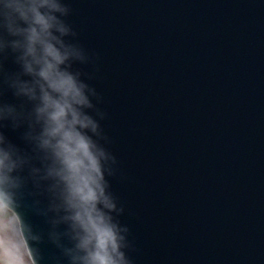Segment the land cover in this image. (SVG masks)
<instances>
[{"label": "water", "instance_id": "95a60500", "mask_svg": "<svg viewBox=\"0 0 264 264\" xmlns=\"http://www.w3.org/2000/svg\"><path fill=\"white\" fill-rule=\"evenodd\" d=\"M65 2L130 264H264V0ZM17 77L15 53L0 52V104L19 114L0 120L24 160L19 210L39 264H71Z\"/></svg>", "mask_w": 264, "mask_h": 264}, {"label": "clouds", "instance_id": "9594fccd", "mask_svg": "<svg viewBox=\"0 0 264 264\" xmlns=\"http://www.w3.org/2000/svg\"><path fill=\"white\" fill-rule=\"evenodd\" d=\"M65 0H0V52L11 49L23 78L12 80L14 95L31 102L28 138L43 153L46 178L53 181L57 209L74 241L71 264H130L124 229L114 219L116 202L105 179L108 153L96 138L90 114L92 89L74 70L83 50L65 39L72 33ZM13 105L0 104V120H16ZM24 163L18 149L0 133V205L10 209L19 236L39 264L31 226L17 199Z\"/></svg>", "mask_w": 264, "mask_h": 264}, {"label": "rangeland", "instance_id": "374dc122", "mask_svg": "<svg viewBox=\"0 0 264 264\" xmlns=\"http://www.w3.org/2000/svg\"><path fill=\"white\" fill-rule=\"evenodd\" d=\"M15 223V217L11 215L8 219L9 227L5 242H8L11 247L10 249L13 255L12 260H14V264H31L26 248L22 241H20L22 238L19 236Z\"/></svg>", "mask_w": 264, "mask_h": 264}, {"label": "trees", "instance_id": "16d2710c", "mask_svg": "<svg viewBox=\"0 0 264 264\" xmlns=\"http://www.w3.org/2000/svg\"><path fill=\"white\" fill-rule=\"evenodd\" d=\"M10 215L9 211H3L0 207V264H14L11 247L5 242L9 227L7 220Z\"/></svg>", "mask_w": 264, "mask_h": 264}, {"label": "bare ground", "instance_id": "6f19581e", "mask_svg": "<svg viewBox=\"0 0 264 264\" xmlns=\"http://www.w3.org/2000/svg\"><path fill=\"white\" fill-rule=\"evenodd\" d=\"M16 224V223H15ZM17 228V227H16ZM20 241H22V240H20ZM22 243H23V241H22Z\"/></svg>", "mask_w": 264, "mask_h": 264}]
</instances>
